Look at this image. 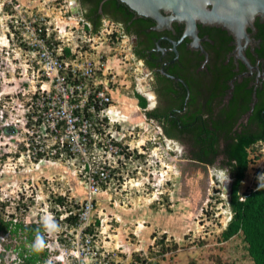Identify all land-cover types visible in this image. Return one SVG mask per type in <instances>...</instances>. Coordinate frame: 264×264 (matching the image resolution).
Listing matches in <instances>:
<instances>
[{"label": "rangeland", "instance_id": "obj_1", "mask_svg": "<svg viewBox=\"0 0 264 264\" xmlns=\"http://www.w3.org/2000/svg\"><path fill=\"white\" fill-rule=\"evenodd\" d=\"M34 15L50 17L53 26L66 31L64 39L73 37L71 45L77 41L68 26L78 29L82 21L69 11L68 0H0V108L13 121L0 137V212L24 224H40L46 212L54 216L60 231L42 232L49 255L42 264L78 256L83 228L90 225L92 233H86L93 242L86 264H253L241 234L227 241L220 236L231 216L222 190L227 170L189 161V146L163 135L159 124L146 117L133 93L144 91L148 78L113 23L90 34L87 54L100 63L109 81L116 110L111 119L119 123L110 129L123 147L107 184L90 195L83 161L68 153L31 157L32 149L24 146L25 105L28 93L43 81L16 39ZM112 31L114 35L107 34ZM254 147L240 192L264 181V142ZM56 195L66 197L69 205H53ZM87 204L92 208L80 226L63 222L67 207L76 214ZM21 241L19 235L0 234V264H18L14 249Z\"/></svg>", "mask_w": 264, "mask_h": 264}, {"label": "built area", "instance_id": "obj_2", "mask_svg": "<svg viewBox=\"0 0 264 264\" xmlns=\"http://www.w3.org/2000/svg\"><path fill=\"white\" fill-rule=\"evenodd\" d=\"M68 29L70 34L75 32L77 42L73 45V37L66 36L64 39L66 31L53 26L50 17L34 15L21 37L17 35L19 48L25 46L29 63L35 65L43 81L28 93L26 99L24 120L28 142L24 146L28 152L32 149L33 159L39 157L38 160H41V156L55 153H68L70 158H80L83 161L81 170L89 184V194L94 195L102 184H107L111 168L118 164L123 154V147L110 129L119 123L111 119L116 110L108 88L109 81L100 63L87 58L91 33L83 22L78 29L69 26ZM67 49L68 53L65 52ZM0 122L1 137L4 130L13 124V121L9 122L4 108H0ZM33 140H36V144ZM90 155L101 158L92 156L90 159ZM249 188L255 189L252 186ZM91 208L88 204L81 208L79 226L81 219L85 220V212ZM92 242V235L82 231L79 255L70 254L66 262L60 264H86L84 258L90 253Z\"/></svg>", "mask_w": 264, "mask_h": 264}, {"label": "flooded vegetation", "instance_id": "obj_3", "mask_svg": "<svg viewBox=\"0 0 264 264\" xmlns=\"http://www.w3.org/2000/svg\"><path fill=\"white\" fill-rule=\"evenodd\" d=\"M93 1L85 0V8H82L81 0H68L69 11L72 12V2L78 3L81 9V13L77 15L79 20L83 21L85 17H88L86 21L90 26L97 25L98 32L104 28L105 23L106 25L113 23L119 27L120 35L128 40L127 49L132 60L141 65L148 78L144 91L137 88L133 93L134 95L139 93L146 97L147 106L143 109L144 114L145 111L156 108L161 112L166 108V113L176 109L180 114L198 110L207 116L209 124L215 122H219V125L224 124L225 114L228 113L232 104H235L232 97L236 92L234 83L236 81L239 84H244V88L246 87L239 93L236 92L239 96L238 103H241L242 95L245 94L247 88L252 89V100L249 102L250 109L237 118L234 128H239L241 123H247V119L258 101V90L262 87V78L264 77L261 68L264 63L263 58L258 57L255 53V49L260 48L261 38L254 36L258 32L256 21L264 23V17L256 15L253 21L254 27H246L247 39L242 36L240 40L221 26L197 21L195 41L192 36L185 34L186 24L183 22L171 20L169 23H165V21L160 23L153 18L140 15L130 8H128V12H125L114 9L109 4L103 8L102 4L108 0L103 1L94 14L91 9ZM162 14L164 17H169L167 13L162 12ZM211 28H220L226 31L230 38L225 42L222 32L210 31ZM107 34L114 35V32ZM226 48L228 50L222 53L221 51H225ZM227 67L237 74L227 80L228 89L220 91L219 88L223 87L222 84L226 80L227 71L225 70ZM164 86L172 88L168 100L160 92ZM182 96L184 100L181 104L180 97ZM203 117L205 116L203 115ZM159 126L162 134L165 135V128L160 124ZM222 139L223 137H220V145L223 144ZM190 143L186 142L189 146V156L192 150ZM223 159L222 154L218 155L213 165L201 163L192 158L189 161L203 167H219Z\"/></svg>", "mask_w": 264, "mask_h": 264}, {"label": "trees", "instance_id": "obj_4", "mask_svg": "<svg viewBox=\"0 0 264 264\" xmlns=\"http://www.w3.org/2000/svg\"><path fill=\"white\" fill-rule=\"evenodd\" d=\"M102 0H94L92 3V11L94 14L98 10L100 2ZM109 4L111 7L117 10L128 12V8L124 3L119 0H108L102 5ZM82 8H85V0H81ZM88 17L82 21L86 30L90 33H97L98 26H90ZM85 21V22H84ZM255 25L258 27V32L255 33L256 38H261L260 48L255 49V53L258 57L263 58L264 61V23H260L258 20ZM221 31L225 36L223 39L225 42L230 38L226 31L220 28H211L210 31ZM227 37V38H226ZM221 51L222 53L226 52ZM68 53V49L65 50ZM253 59V58H252ZM264 74V63L261 67ZM227 67L226 80L223 87L219 88L220 91L228 89L229 85L227 80L236 76L237 72L229 70ZM235 89L239 93L244 84H239L236 81ZM246 84V83H245ZM262 87L258 90V101L252 109V113L247 119V123H241L239 128H234L237 122V118L241 117L246 111L250 109L249 102L251 99V90L246 89L245 94L242 95L241 103H238V95L236 92L232 97L233 102L228 113L225 114L224 124L208 123V118L205 114L194 110L191 113L180 114L176 109L166 113V108L161 112L158 108L145 111V115L148 119L156 120L161 126H163L164 134L168 138L179 139L186 143L191 142L192 150L189 158L195 159L201 163L213 165L215 158L222 154L223 160L220 167L227 169V173L231 179L230 193L228 195V203L231 212L230 219L225 227L222 229L220 236L223 241H227L232 236L241 234L242 240L245 243L246 251L251 258L253 264H264V181L258 182L255 185V189L249 188L244 192H240L241 183L246 177V171L249 164L252 162L249 154L254 150L256 142L264 141V77L262 78ZM245 86V85H244ZM166 100L169 99L172 88L165 87L160 89ZM139 107L144 109L147 106L146 97L139 93L135 94ZM177 101L176 99H174ZM183 96L180 97V103L183 102ZM179 101V100H178ZM166 110V111H165ZM203 115L205 117H203ZM211 127H210V126ZM220 137L223 142L220 145ZM53 205L63 206L69 205L67 198L62 195L54 196ZM3 206V205H2ZM68 214L64 217L63 222L69 227H75L80 223L79 212L72 214V209L67 207ZM82 210V209H80ZM59 213H56V219ZM98 223V220H95ZM91 226V225H90ZM86 227L85 232L92 233V227ZM39 229L43 235L44 228L40 223H28L24 224L22 221H12L5 219L0 212V234L8 233L10 236H18L21 241L19 245L14 249L16 251V260L18 264H42L46 262L48 258L47 248L40 253L31 251L29 245L35 240L36 230ZM46 241V239H45ZM9 247V245H6Z\"/></svg>", "mask_w": 264, "mask_h": 264}, {"label": "water", "instance_id": "obj_5", "mask_svg": "<svg viewBox=\"0 0 264 264\" xmlns=\"http://www.w3.org/2000/svg\"><path fill=\"white\" fill-rule=\"evenodd\" d=\"M105 0H102L100 4ZM140 15L148 16L160 23L171 20L186 24V35L196 38V22L221 26L237 38L247 39L246 27L253 28L256 15L264 17V0H119ZM72 13L79 15L78 3L72 2ZM162 12L169 14L164 17ZM196 41V39H195ZM229 195L231 180L222 185Z\"/></svg>", "mask_w": 264, "mask_h": 264}, {"label": "clouds", "instance_id": "obj_6", "mask_svg": "<svg viewBox=\"0 0 264 264\" xmlns=\"http://www.w3.org/2000/svg\"><path fill=\"white\" fill-rule=\"evenodd\" d=\"M1 93V92H0ZM3 94V93H2ZM224 178V173L220 174ZM264 176V173L260 174ZM229 177H227V180ZM41 224L45 232L51 234L52 232L60 231V225L54 219V216L51 213L46 212L45 215L41 218ZM31 251L35 253L43 252L47 247V242L45 241L44 235L41 234L40 230L37 229L35 233V240L31 245H29ZM18 262V261H17ZM50 264V262H48Z\"/></svg>", "mask_w": 264, "mask_h": 264}]
</instances>
